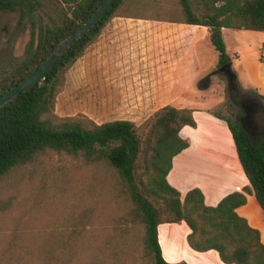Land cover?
Masks as SVG:
<instances>
[{"label": "trees", "instance_id": "obj_1", "mask_svg": "<svg viewBox=\"0 0 264 264\" xmlns=\"http://www.w3.org/2000/svg\"><path fill=\"white\" fill-rule=\"evenodd\" d=\"M71 1L73 4H69L60 21L41 28L37 41L33 37L24 56L1 77L0 95L35 72L56 46L87 21L105 0ZM144 1L115 0L101 20L40 80L0 106V188L7 178L38 164L44 154L63 153L96 170L112 171L124 186L130 205L120 224L131 223L142 229L143 264H188L167 262L158 238L159 224L180 221H185L191 229L187 240L194 250H217L226 264H264L260 231L237 211L252 193L264 211V135L254 140L243 128L240 119L245 112L241 97L235 98V119L215 111L212 114L228 124L250 186L228 194L215 206L205 203L199 188L191 189L183 198L168 181L174 158L189 146L181 130L185 126H197L194 108L167 105L141 125L126 119L97 123L83 114L61 117L56 113L57 98L65 86L67 71L98 41L102 30L114 17L206 26L219 52L218 67L232 61L223 28L264 30V0H178L170 14L152 18L126 12L130 8L139 10ZM19 6L31 10L34 2L0 0L2 11L16 10ZM241 91L261 101L264 110V96L258 90ZM2 208L4 205L0 202V211ZM129 231L120 228L121 235L117 238L127 241ZM82 236L84 231L80 228L72 229L67 236H55L56 247L40 251L39 264H82L81 248H77ZM116 257L120 259L119 252ZM91 259L92 264H101L97 253Z\"/></svg>", "mask_w": 264, "mask_h": 264}, {"label": "rangeland", "instance_id": "obj_2", "mask_svg": "<svg viewBox=\"0 0 264 264\" xmlns=\"http://www.w3.org/2000/svg\"><path fill=\"white\" fill-rule=\"evenodd\" d=\"M32 1L34 7L31 10L25 6L10 11L0 10V79L24 56L32 38L37 41L40 29L59 22L69 9V4H73L71 0L69 3L66 0ZM177 4L178 0H145L139 10L130 8L126 12L152 18L170 14ZM114 20L154 21L117 16L110 22ZM237 35L241 39L240 53L253 55L251 52L258 45L261 33L248 31L245 35ZM227 39L229 53H232L234 43L229 35ZM202 43L210 49L206 64L209 69L204 70L200 82L187 92L182 107L193 108L191 105L196 104L197 107L235 119V98L232 100L229 97L226 74L207 78L219 68V52L208 36ZM82 62L80 57L67 71L65 86L57 98L56 113L61 117L83 114L95 122L131 118L133 113L128 106L116 108L99 105L97 92L89 90L82 83ZM239 81L241 84L246 81L243 71H240ZM236 87L246 94L238 83ZM91 93H94V97ZM158 109L141 108V115L135 123L143 124ZM0 202L4 205L0 211V264H39L40 251L55 248L53 238L61 234L67 236L74 228L84 231L77 244V248H81L82 264H92L91 258L96 253L100 256L101 264L145 262L142 229L131 223L120 224L130 205L126 190L116 175L106 168L96 170L66 154L49 152L40 158L38 164L30 165L5 180L0 188ZM120 228L130 230L127 241L117 238L121 235ZM118 252L120 259L116 257Z\"/></svg>", "mask_w": 264, "mask_h": 264}, {"label": "crops", "instance_id": "obj_3", "mask_svg": "<svg viewBox=\"0 0 264 264\" xmlns=\"http://www.w3.org/2000/svg\"><path fill=\"white\" fill-rule=\"evenodd\" d=\"M248 31L254 30L223 28V36L237 83L244 90L256 89L264 96V60L260 55L264 30L257 31L261 35L253 55L239 51L241 39L237 33L245 35ZM227 35L234 43L232 53ZM206 36L210 38L209 30L203 25L156 20L108 22L99 40L82 56V83L97 92L99 105L130 107L133 116L126 120L134 122L139 119L141 108H183L187 92L209 69L206 64L210 49L202 43ZM240 71L246 77L244 84L239 81ZM191 106L197 126L181 130L189 146L174 158L168 181L183 198L191 189L199 188L205 203L215 206L228 194L243 191L250 181L226 121L207 108ZM237 211L260 231L264 243V211L255 194H248L247 203ZM190 232L185 221L159 224V243L167 262L226 264L217 250L199 252L191 248L187 240Z\"/></svg>", "mask_w": 264, "mask_h": 264}, {"label": "water", "instance_id": "obj_4", "mask_svg": "<svg viewBox=\"0 0 264 264\" xmlns=\"http://www.w3.org/2000/svg\"><path fill=\"white\" fill-rule=\"evenodd\" d=\"M115 0H105L102 5L92 14V16L80 25L72 34L63 39L48 57V59L31 75L21 81L19 84L10 88L4 94L0 95V106L8 100L14 98L38 80H40L47 71H49L66 53V51L83 35H85L95 24H97L104 16L106 11L112 6ZM233 62L229 61L218 69L212 71L207 78L220 73L226 74L229 83L236 86L237 77L232 68ZM243 109L245 116L241 118L243 128L248 132L254 140L264 135V110L261 101L254 99L244 103Z\"/></svg>", "mask_w": 264, "mask_h": 264}, {"label": "flooded vegetation", "instance_id": "obj_5", "mask_svg": "<svg viewBox=\"0 0 264 264\" xmlns=\"http://www.w3.org/2000/svg\"><path fill=\"white\" fill-rule=\"evenodd\" d=\"M229 97L233 100L236 97H241L243 99L242 105L248 101H252L256 99L253 95L251 94H242L240 90L233 84L229 83ZM241 120V119H240Z\"/></svg>", "mask_w": 264, "mask_h": 264}, {"label": "built area", "instance_id": "obj_6", "mask_svg": "<svg viewBox=\"0 0 264 264\" xmlns=\"http://www.w3.org/2000/svg\"><path fill=\"white\" fill-rule=\"evenodd\" d=\"M260 55H261L262 59L264 60V44H263V46L261 48Z\"/></svg>", "mask_w": 264, "mask_h": 264}]
</instances>
